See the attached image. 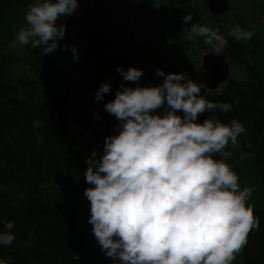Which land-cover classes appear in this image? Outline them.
I'll use <instances>...</instances> for the list:
<instances>
[{
	"label": "trees",
	"instance_id": "obj_1",
	"mask_svg": "<svg viewBox=\"0 0 264 264\" xmlns=\"http://www.w3.org/2000/svg\"><path fill=\"white\" fill-rule=\"evenodd\" d=\"M155 1L159 3V20L150 12L144 19L132 15L146 31L169 24L170 13L180 17L183 12L192 11V23L201 21L206 13L201 0H183L188 6L184 10L176 0ZM200 1L203 11H199ZM233 1V20L243 28L247 21L243 12L260 8V0ZM248 1L254 5H248L247 9ZM34 2L0 0V52L13 38V26L23 23L28 6ZM104 4V0H89L85 8L63 18L65 35L58 43L72 44L78 55L70 73L61 70L53 53L46 55L42 46H29L25 64L30 77H20L11 85L14 82L4 76L7 62L0 60V222H15V241L11 246H0V258L12 257L13 264H78L77 256L68 246L66 224L54 208V203L60 201V192L53 185V175L56 172H69L75 178L83 175L87 168L85 158L91 156L92 148L103 144L106 136L116 134L119 121L104 110V104L114 99L121 83L136 86L124 81L117 67L142 69L139 81L142 86L162 83L163 77L156 75V69L165 73L183 72L194 82H201V55L211 50L203 38L186 41L183 31L174 32L173 41H179L185 50L175 55L155 46L154 41L136 43L134 36L125 39L127 31L123 25L116 33L122 41L116 43L112 33L115 24H109L111 18L102 10ZM130 17L128 14L120 19ZM212 28L226 34L225 24L218 23ZM227 39L229 60L245 69L244 51H250L256 65L249 66L242 81H230L218 94L202 89L205 99L231 103L233 110L205 112L198 120L202 116L229 123L236 118L246 129L238 137V146L229 145L226 149L232 152L226 163L238 174L241 185L255 186L253 196L259 184L263 205L259 207L258 200L254 203L251 198L247 202L254 216L259 217V228L250 231L247 245L236 254L232 264H264V48L260 49L259 43L252 45V39L239 42ZM102 82L110 83V92L104 94L102 101H96L94 94ZM70 86L76 89L67 101L66 120L60 132L50 99ZM215 158L222 159L219 155Z\"/></svg>",
	"mask_w": 264,
	"mask_h": 264
},
{
	"label": "clouds",
	"instance_id": "obj_2",
	"mask_svg": "<svg viewBox=\"0 0 264 264\" xmlns=\"http://www.w3.org/2000/svg\"><path fill=\"white\" fill-rule=\"evenodd\" d=\"M78 7V0H35L12 46H43V54L54 53L65 35L62 21ZM192 20L191 13L182 17L184 40L203 38L216 56L225 53L226 37L239 42L254 35L239 24L224 34ZM69 50L78 62L77 48ZM116 71L136 86L121 83L114 99L104 104L119 121L116 134L105 137L99 156L93 150L85 158L83 174L87 222L101 252L113 264H232L260 223L247 203L254 189L241 188L226 163L232 156L226 149L237 147L246 129L236 118L201 123L198 117L231 112L233 105L205 99L201 90L207 85L183 72L156 69L162 83L142 86V69ZM110 88L102 82L94 99L102 101ZM2 223L0 246H11L15 222ZM0 264H13V259L0 258Z\"/></svg>",
	"mask_w": 264,
	"mask_h": 264
},
{
	"label": "rangeland",
	"instance_id": "obj_3",
	"mask_svg": "<svg viewBox=\"0 0 264 264\" xmlns=\"http://www.w3.org/2000/svg\"><path fill=\"white\" fill-rule=\"evenodd\" d=\"M106 1V5H103V11H106L108 13V9H109V4L108 2L112 5L111 6V12L110 15L112 22H114L116 24V28L121 27L124 25H126V37L125 39L134 36L136 39V43H141L145 40H149L151 42H155L156 45L155 46H160L163 50H165L166 52L172 53V54H180L183 53V49L181 47V43L179 41L175 42L173 40H175V36L172 34L173 32H177V31H183V24L184 22L182 21V17L184 16V14L182 13V15H180V17H175V15L173 13H170L169 16L172 19L171 22L169 24H167L164 27H158V29L152 31L149 28L147 29V31L144 29V27H142L141 25H139V23L137 22L136 19L133 18V14H136L138 17H142L143 19L146 18V13L150 12L152 14V16L154 18H156V20L160 19V15L158 13V6L159 3L155 0H104ZM177 4L180 5L181 9L184 10V8L188 7L186 4V1L183 0H176ZM191 3V1H190ZM233 1L231 0V5H232ZM201 4V1L200 3ZM231 11V10H230ZM130 15L131 17L129 19H125V18H116L119 16H123V15ZM243 18H245V16L242 14ZM115 18V19H113ZM228 19H230L231 17H228ZM250 16L248 15L247 21L244 23V27L246 29H248V31H253L255 32L256 29L257 31L260 30L261 25L257 26L256 23H250L249 21ZM147 21V19H146ZM214 20L212 19H207L203 25H207L211 28V24L210 22H213ZM163 22H166V20H163ZM221 23H225V20H222ZM26 24V23H25ZM25 24H15L13 26V38L11 40V42L4 44V47L2 49V51L0 52V55L3 54L5 56H10L11 60H10V64L6 65L4 67V76L9 79V82H11L14 79H17L18 77H30V72L28 71V68L25 65V61L23 63V60L26 57V51L28 46H23L22 50H19V46L17 47H13L12 46V42L16 37V33L19 29L20 26L25 25ZM116 30V29H115ZM114 30L115 33V41L116 43H120V41H122L121 37L116 35V31ZM113 33V30H112ZM259 40L261 41L260 43L264 45V36L261 35L259 37ZM72 44H66L65 45H58L57 50L53 53L55 55L56 58V63H58V65L61 67V69L64 72H68L70 73L72 70L70 69V66H73V58H72V52L69 50ZM65 46H68L67 48H65ZM61 48H64L65 50H61ZM261 49V48H260ZM260 62V61H259ZM77 76V75H76ZM230 76L233 79H237V81H239L242 77L239 68L236 65H231V69H230ZM78 77L81 79L80 75H78ZM82 80V79H81ZM17 81H15L14 83H11V85H14ZM83 84L81 83V86ZM223 87H220L218 89V92L221 91ZM206 119L205 117H200L199 122H203V120ZM97 151V155L99 156V154L102 151V148H99L96 150ZM236 173V172H235ZM237 174V173H236ZM238 175V174H237ZM240 183V181H239ZM241 185V183H240ZM248 184H244L241 185V187L243 188L244 186H246ZM247 187H252L254 189V185H250ZM261 195L260 193V189H259V184L256 185V190L254 192V196L251 194V199L253 200V202L255 203L256 200H258L259 202V207L262 204V201L260 200L259 196ZM249 198V200H250ZM248 200V203H250Z\"/></svg>",
	"mask_w": 264,
	"mask_h": 264
},
{
	"label": "water",
	"instance_id": "obj_4",
	"mask_svg": "<svg viewBox=\"0 0 264 264\" xmlns=\"http://www.w3.org/2000/svg\"><path fill=\"white\" fill-rule=\"evenodd\" d=\"M208 11L213 17H220L228 9L227 0H204ZM227 49L223 55L216 56L212 52L202 59L201 78L207 90L214 91L218 85L228 80V64L226 62ZM69 92L65 91L60 96L51 99L53 109L60 127L66 119V103ZM54 184L60 189L61 201L54 207L67 226L68 245L78 256L79 264H113L100 250V246L88 224L89 202L83 196L84 189L88 187L84 177L74 181L72 176L55 173ZM0 223V229H1Z\"/></svg>",
	"mask_w": 264,
	"mask_h": 264
},
{
	"label": "flooded vegetation",
	"instance_id": "obj_5",
	"mask_svg": "<svg viewBox=\"0 0 264 264\" xmlns=\"http://www.w3.org/2000/svg\"><path fill=\"white\" fill-rule=\"evenodd\" d=\"M256 19H258V17L257 16H253V17H251L249 19V21H250V23H255V22H257Z\"/></svg>",
	"mask_w": 264,
	"mask_h": 264
},
{
	"label": "bare ground",
	"instance_id": "obj_6",
	"mask_svg": "<svg viewBox=\"0 0 264 264\" xmlns=\"http://www.w3.org/2000/svg\"><path fill=\"white\" fill-rule=\"evenodd\" d=\"M264 43V42H263Z\"/></svg>",
	"mask_w": 264,
	"mask_h": 264
}]
</instances>
